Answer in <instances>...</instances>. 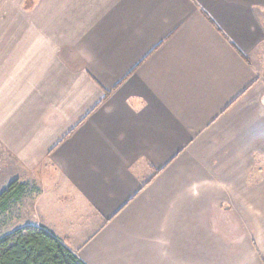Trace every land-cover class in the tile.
<instances>
[{"label": "crops", "instance_id": "obj_1", "mask_svg": "<svg viewBox=\"0 0 264 264\" xmlns=\"http://www.w3.org/2000/svg\"><path fill=\"white\" fill-rule=\"evenodd\" d=\"M0 155L85 264H264V0H0Z\"/></svg>", "mask_w": 264, "mask_h": 264}, {"label": "trees", "instance_id": "obj_2", "mask_svg": "<svg viewBox=\"0 0 264 264\" xmlns=\"http://www.w3.org/2000/svg\"><path fill=\"white\" fill-rule=\"evenodd\" d=\"M28 188L13 180L0 191V213L17 202ZM0 264H85L43 226L24 225L0 234Z\"/></svg>", "mask_w": 264, "mask_h": 264}, {"label": "rangeland", "instance_id": "obj_3", "mask_svg": "<svg viewBox=\"0 0 264 264\" xmlns=\"http://www.w3.org/2000/svg\"><path fill=\"white\" fill-rule=\"evenodd\" d=\"M5 155H0V185L5 181V165L7 164ZM6 163V164H5ZM3 173V175H2ZM29 192V187L26 188L25 193L16 203L11 202L9 205L8 212L0 213V234L7 233L15 228H17L22 221V215L26 214V209H28V203L31 199V193ZM24 211V212H23ZM20 227V226H19Z\"/></svg>", "mask_w": 264, "mask_h": 264}]
</instances>
